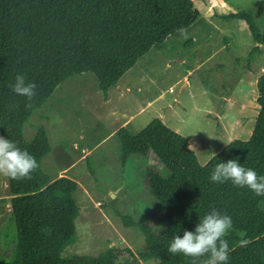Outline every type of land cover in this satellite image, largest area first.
I'll use <instances>...</instances> for the list:
<instances>
[{"label":"trees","instance_id":"obj_1","mask_svg":"<svg viewBox=\"0 0 264 264\" xmlns=\"http://www.w3.org/2000/svg\"><path fill=\"white\" fill-rule=\"evenodd\" d=\"M212 16L244 23L255 42L251 54L261 52L264 35L249 13L233 9L213 11ZM199 17L194 0H0V132L39 165L31 180L7 177L17 241L7 259L0 249V264H117L114 246L98 255H62L77 236L79 206L74 193L79 183L66 175L52 180L43 171L42 160L52 150L47 130L39 126L26 141L23 126L73 74L93 72L107 98L139 58ZM17 74L36 84L31 102L10 87ZM257 88L259 111L251 136L231 139L205 163L199 162L188 139L159 117L137 133L127 126L114 132L123 167L152 153L168 172L163 177L146 168L143 177L155 209L163 215L157 230L153 221L120 215L125 226L139 228L145 238L147 250L139 254L142 263L134 258L136 264H191L190 257L173 255L167 248L175 235L194 231L213 208L233 221L225 237L230 249L227 264H264V196L230 181L210 180L215 166L230 159L264 176V72ZM241 239L249 243L241 247Z\"/></svg>","mask_w":264,"mask_h":264},{"label":"rangeland","instance_id":"obj_2","mask_svg":"<svg viewBox=\"0 0 264 264\" xmlns=\"http://www.w3.org/2000/svg\"><path fill=\"white\" fill-rule=\"evenodd\" d=\"M224 1L237 11L249 13L264 35V0ZM194 5L200 17L139 58L107 98L93 72L84 73L91 78L81 76V85L73 74L61 82L24 123L26 141L33 139L39 126H44L49 135L52 150L42 160L43 171L52 180L66 175L79 183L74 193L79 206L75 220L77 236L75 242L64 249L63 256L98 255L114 246L117 264H136L134 258L142 263L139 254L147 250L144 235L137 227L125 226L120 215L153 221L154 230L163 223V215L155 209V201L144 187L143 177L146 168L155 169L166 177L168 172L164 164L151 153L123 167L118 157L120 148L111 133L113 130L129 124V130L137 133L162 110L192 143L189 146L200 163L207 162L228 142L227 133L220 136L219 132L227 130L222 124L220 126V119H232L238 111L235 108L226 110L225 99L218 97V93L230 96L244 93L242 81L247 66L252 68L260 64L264 67V43L259 46L261 53L252 55L255 42L247 26L243 27L237 19L211 16V11H230L221 8L216 0H194ZM190 39L194 42L190 43ZM179 59L185 61L181 63ZM199 60L205 61L190 75L191 85L175 83L189 68L196 67ZM232 78L235 82L228 84ZM74 81L73 86L70 83ZM213 82L216 84L211 85ZM167 83L173 84V91H167L164 98L154 101L157 87ZM256 95H251L252 105H258ZM151 100L149 105L153 106L139 113L138 108ZM223 109L222 117L218 118ZM55 112L57 115L67 112L64 119L68 126ZM249 112L250 124L242 130L254 126L255 110L249 109ZM126 121L127 124H122ZM83 145L89 150L82 149ZM11 196L7 177L0 175V249L5 259L9 258L17 241Z\"/></svg>","mask_w":264,"mask_h":264},{"label":"clouds","instance_id":"obj_3","mask_svg":"<svg viewBox=\"0 0 264 264\" xmlns=\"http://www.w3.org/2000/svg\"><path fill=\"white\" fill-rule=\"evenodd\" d=\"M10 87L15 94L26 97L28 102L36 96V84L27 82L24 74H17ZM38 167L35 157L27 150H21L15 142L0 136V175L16 181L31 180ZM210 180L215 183L230 181L236 187H246L255 195L264 196V176L243 167L235 159L217 164ZM232 228L231 216L221 215L213 208L199 221L194 231L185 230L182 237L175 235L167 251L190 257L191 264H227L230 249L225 237ZM248 243L246 239L239 242L241 247ZM203 257L207 259L201 260Z\"/></svg>","mask_w":264,"mask_h":264},{"label":"crops","instance_id":"obj_4","mask_svg":"<svg viewBox=\"0 0 264 264\" xmlns=\"http://www.w3.org/2000/svg\"><path fill=\"white\" fill-rule=\"evenodd\" d=\"M216 2L220 5L221 8H226L228 11H232L234 8H232L231 6L228 5L227 2H225L224 0H216ZM218 12V11H216ZM213 13V11H211V14ZM221 13H228V12H221ZM212 16V15H211ZM213 17V16H212ZM240 24L244 27L246 26L244 23L240 22ZM194 42L192 39H190V43ZM261 53V52H260ZM181 63H183L185 60L183 59H179ZM205 60H202V61H197L196 62V67H192L191 70L189 68V70L187 71L186 75H183L179 77L178 81L175 82V83H180V82H183L184 86H189L191 85L190 83V75H192L195 70L199 69L202 67V64ZM166 65L169 66L170 64L168 62H166ZM249 68L246 69V71L244 72L243 74V81L242 83L245 84V90H244V93L242 95L240 94H236L235 96H230L229 94H224V93H221L219 91V95L218 97H222L225 99V106L227 105V109L226 110H229V109H237V114L235 115L234 118L230 119V118H224V121L222 119H220V126L221 124L223 126H225V128H227V130H224L223 133L219 132L220 133V136H222L223 134H226L229 136V139L228 141H230L231 139H234V138H244V139H248L251 134H252V130H253V126L250 128V129H243L242 130V127L244 126H247L248 124H250V120H249V117L251 115V112H249V109L252 111V110H255V114L253 115L254 117H256V115L258 114V111H259V105H252V97L251 95L253 96L254 94H257L258 95V88H257V82H258V78L259 76L264 72V67L263 65H260V64H257V66H254L251 68V66H247ZM261 67V68H260ZM84 73H87V72H83V73H78L76 74L77 77L75 78H78V80L76 79L75 81H78V84L81 85L83 80L81 78V76H87V77H90V75H85ZM179 74V73H178ZM217 76V75H216ZM215 76V77H216ZM81 78V79H80ZM74 80V79H73ZM233 80V82L231 83L230 81ZM65 81V80H64ZM75 81L74 82H71L70 84H72L74 86L75 84ZM235 82V78H232L230 79L227 83L228 84H233ZM63 83V82H62ZM162 82L160 81L159 85L161 84ZM226 83V84H227ZM61 84V83H60ZM59 84V85H60ZM216 83H212L211 85H215ZM168 85V83H167ZM166 85V86H167ZM116 86V85H115ZM114 86V87H115ZM165 85L163 86H158L157 87V95L155 96V98L153 99L154 101H158V100H161L162 98H164L167 94V91H173V84H170L166 87ZM113 88V87H112ZM111 88V89H112ZM109 89V92L110 90ZM168 89V90H167ZM108 92V94H109ZM237 93V92H236ZM62 94L64 95V91L62 92ZM256 95V96H257ZM65 97V96H64ZM67 99V97H65ZM60 99V98H59ZM61 100V99H60ZM173 100H177V98H173ZM153 101L151 100V102H148V104H144L142 106H140L139 109V113L142 112L141 114H143L145 111L144 110H147L150 106L152 107L153 105H149L150 103H152ZM70 102H67V104H69ZM229 104H233V105H229ZM246 106L247 107H250L248 109H246ZM257 106V107H256ZM150 107V108H151ZM149 108V109H150ZM225 109V108H224ZM224 109L222 110V112H220V114L217 116L218 118H221L222 117V114L224 113ZM144 111V112H143ZM56 113V112H55ZM140 114V115H141ZM67 115V112L64 113L63 115H57L56 113V116H59L61 118V120H63V123L64 125L68 126V123L65 121L64 117ZM157 117H159L167 126H169L170 128L176 130L177 132L183 134L181 131H179V129L177 128V123H174V121H170L167 116L164 115V113L162 112V110H159L157 111ZM255 119V118H254ZM223 121V122H222ZM130 123V122H129ZM122 124H127V121L126 123L123 122ZM129 124H127L128 126ZM177 125V126H175ZM122 126V125H121ZM119 127V126H118ZM232 127H235L234 129ZM129 128V127H128ZM240 129V130H239ZM116 130V129H115ZM113 130L111 133L114 134V131ZM238 134V135H237ZM80 143V142H79ZM191 145L192 143L189 142ZM72 144H75V142H72ZM223 145L220 147V149H222ZM77 148V147H76ZM82 149H87V146L83 145L82 146Z\"/></svg>","mask_w":264,"mask_h":264}]
</instances>
